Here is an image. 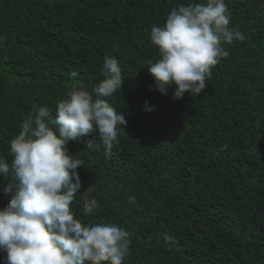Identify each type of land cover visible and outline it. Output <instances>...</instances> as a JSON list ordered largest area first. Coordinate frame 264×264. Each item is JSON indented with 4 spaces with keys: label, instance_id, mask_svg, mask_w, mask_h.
<instances>
[{
    "label": "trees",
    "instance_id": "trees-1",
    "mask_svg": "<svg viewBox=\"0 0 264 264\" xmlns=\"http://www.w3.org/2000/svg\"><path fill=\"white\" fill-rule=\"evenodd\" d=\"M194 2L202 0H0V158L9 165L30 113L55 115L73 87L99 84L106 55L120 62L124 81L109 102L127 125L111 155L96 132L67 147L83 162L79 194L95 186L99 204L86 217L79 195L72 207L85 223L129 232L124 264H264V0H225L229 26L246 39L225 45L230 55L203 93L176 100L173 88H154L150 33ZM12 182L11 169L0 173V210Z\"/></svg>",
    "mask_w": 264,
    "mask_h": 264
},
{
    "label": "clouds",
    "instance_id": "clouds-1",
    "mask_svg": "<svg viewBox=\"0 0 264 264\" xmlns=\"http://www.w3.org/2000/svg\"><path fill=\"white\" fill-rule=\"evenodd\" d=\"M231 19L225 0H202L172 8L163 26L153 25L150 41L158 58L146 66L155 90L167 94L173 88L176 100L203 93L212 69L230 55L225 45L246 39L229 26ZM101 75L92 92L73 87L68 99L56 102L55 115L45 106L30 113L10 141L11 165L0 158V173L7 176L11 169L13 175L3 192H14L0 210V251L7 253L6 264H124L129 256L128 231L115 223H85L72 207L79 195L86 217L99 204L92 196L95 186L79 194L77 169L83 162L70 154L68 144L96 132L111 155L127 125L125 115L109 102L124 81L115 56L104 57ZM144 110L155 109L145 102Z\"/></svg>",
    "mask_w": 264,
    "mask_h": 264
}]
</instances>
